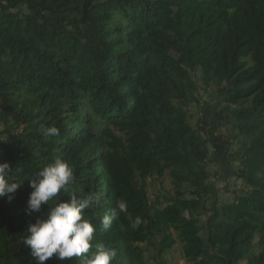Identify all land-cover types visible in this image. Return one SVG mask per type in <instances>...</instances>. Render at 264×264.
Segmentation results:
<instances>
[{"label": "trees", "instance_id": "1", "mask_svg": "<svg viewBox=\"0 0 264 264\" xmlns=\"http://www.w3.org/2000/svg\"><path fill=\"white\" fill-rule=\"evenodd\" d=\"M200 89L239 138L246 188L230 202L191 120ZM0 125V163L25 180L0 197V264H34L22 241L48 205L25 212L26 179L57 156L70 191L92 198L85 218L112 264H148L141 243L164 264L177 241L190 264H264V0H0ZM52 126L59 136L43 134ZM165 172L172 193L151 200L148 179Z\"/></svg>", "mask_w": 264, "mask_h": 264}, {"label": "clouds", "instance_id": "2", "mask_svg": "<svg viewBox=\"0 0 264 264\" xmlns=\"http://www.w3.org/2000/svg\"><path fill=\"white\" fill-rule=\"evenodd\" d=\"M43 134L59 136L60 130L52 126L45 128ZM9 169L7 161L0 163V197L8 196L11 200L25 180L7 175ZM73 179L74 168L58 156L26 179L32 191L25 212H40L43 204L48 205L46 212L28 225L22 241L23 246L30 249L34 264L74 257L79 258V264H112L117 256L116 249L94 243L96 226L85 218V210L92 207V198L70 191ZM62 193L67 194V198H63ZM57 199L58 202L50 205V201ZM126 211L127 202L119 200L111 213L103 216L104 229H109L119 219V214ZM141 223V218L137 217L131 227L136 229Z\"/></svg>", "mask_w": 264, "mask_h": 264}, {"label": "rangeland", "instance_id": "3", "mask_svg": "<svg viewBox=\"0 0 264 264\" xmlns=\"http://www.w3.org/2000/svg\"><path fill=\"white\" fill-rule=\"evenodd\" d=\"M208 92L204 89L199 90L200 102L203 105L201 108L197 104L190 107L191 120L211 141L209 144L211 159L207 168L213 175L214 194L217 195L220 202L225 203L232 201L236 194L246 188L242 180L236 176L240 161V143L239 138H235L232 125L216 118L222 106H216V93ZM1 128L2 125H0ZM147 190L151 200L157 196L161 197L163 194H171L172 188L168 172L160 177L149 178ZM158 239L159 237L155 238V240ZM140 245L146 249L145 256L148 264H157V261L153 259L155 252L152 245L145 243ZM162 260L164 264H190L184 259L181 244L178 241L164 253ZM239 264H246V261Z\"/></svg>", "mask_w": 264, "mask_h": 264}]
</instances>
